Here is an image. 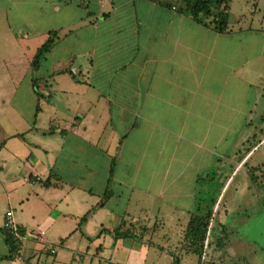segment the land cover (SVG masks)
Segmentation results:
<instances>
[{
    "label": "crops",
    "instance_id": "1",
    "mask_svg": "<svg viewBox=\"0 0 264 264\" xmlns=\"http://www.w3.org/2000/svg\"><path fill=\"white\" fill-rule=\"evenodd\" d=\"M180 3L0 0V88L32 92V59L49 32L61 30L36 74L49 86L29 132L39 131L40 113L48 114V129L22 153L5 149L13 137L26 139L23 133L1 141L0 132V162L8 170L23 163L29 183L63 197L57 220L96 207L79 231L60 237L66 248L78 232L85 247L92 235H110L92 243L99 249L117 246L114 234L101 231L122 224L141 233L144 247L160 246L153 237L170 241L176 231L182 248L210 173L226 185L250 167L258 144L242 156V140L260 100L264 27L245 26L242 15L220 33L180 14ZM47 179L61 186L45 187ZM108 188L113 196L101 206ZM222 226L212 224L213 236Z\"/></svg>",
    "mask_w": 264,
    "mask_h": 264
},
{
    "label": "rangeland",
    "instance_id": "2",
    "mask_svg": "<svg viewBox=\"0 0 264 264\" xmlns=\"http://www.w3.org/2000/svg\"><path fill=\"white\" fill-rule=\"evenodd\" d=\"M242 15H245L242 22L245 26L264 27V0H233L230 12L232 25L237 26V21ZM259 89L260 100L255 108L254 124L248 126L243 134L242 156L264 135V78L259 84ZM35 108L34 87L32 92L23 87L15 93L0 88L1 141L14 131L23 133L26 138L23 139L22 136L11 138L5 151L9 152L11 148H15L21 153L22 150L26 152L30 142H36L44 137L43 132L48 129V114H38L39 131L29 132L36 118ZM250 156L248 162L250 167H256L264 162V141L253 149ZM22 164L15 162L8 170L7 166L0 162V253L7 252L2 231L5 228L7 211L13 212L15 223L27 227V233L21 241L23 252L21 257L25 263L15 258L2 262L3 264H109L112 259L123 264H175L177 259L183 264H198L196 254L178 247L177 243L182 236H176V231L170 236V241L156 235L153 239L160 246L144 247L141 233L132 230L135 231V238H118L120 243L117 246H105L103 249L92 244L97 238L93 235L84 238L89 246L85 247L78 232L68 239L69 248H66V244H60V237L66 238L76 229L79 231L83 214L75 218L55 219L59 213L56 210L65 207L63 197L58 195L57 191H50L39 183L36 185L29 183V175L26 176ZM262 169L264 171V167ZM247 171L248 168L243 167L226 185L227 178L214 179L215 174H218L210 173V181L202 184L206 188L199 196V202L205 208L209 205L214 211L212 224L222 222L230 230L229 241L224 249L217 250L212 245L208 250L207 259H212L217 264H264V193L256 189L249 191L248 186H251V183ZM231 173L227 172L226 175L229 176ZM219 195V202L214 208L212 201L217 200ZM49 201L53 203V208H50ZM51 210L53 212L49 217ZM211 230L213 234V227ZM42 231L46 234L45 242L38 237ZM144 237L150 238L151 235L146 234ZM105 238L109 241L110 235L98 237L97 241L101 244ZM52 248L56 253H51ZM166 249L170 252L166 253Z\"/></svg>",
    "mask_w": 264,
    "mask_h": 264
},
{
    "label": "trees",
    "instance_id": "3",
    "mask_svg": "<svg viewBox=\"0 0 264 264\" xmlns=\"http://www.w3.org/2000/svg\"><path fill=\"white\" fill-rule=\"evenodd\" d=\"M231 2L232 0H181L180 7H178V12L183 15H191L194 20L199 23L204 24L205 26L220 32V33H229L231 31L230 27V11H231ZM61 30H51L48 34L45 42L40 46L31 62V76L32 83L35 88V93L37 96V106L36 112L41 111V103L47 101L45 92L48 90V81L36 76L37 72L40 70L41 61L44 55L50 51V49L56 43V40L59 36ZM70 74L76 78V75L73 72ZM264 136V135H263ZM261 139L258 140L256 144H259ZM255 144V145H256ZM253 146V145H252ZM252 149L249 148L248 151ZM264 162L256 167H249L247 174L250 179L251 189H256L260 193H264ZM43 185L45 187H60V183L52 182L50 179L44 181ZM113 196L112 190L108 188L101 200L100 205H105ZM216 200H213L212 203L214 206ZM99 205V206H100ZM96 209L93 207L84 217L81 218V224H84L88 216ZM214 219V211L210 206L206 208L199 204L197 210L191 214L188 225L185 230L184 239H183V248L188 253H193L198 256V264L202 263V256L204 252V244L207 238L208 230L212 221ZM124 224L121 226L108 229L104 228L101 231L103 233H112L116 238H135V233L130 228H124ZM4 233V240L8 248V253H0V262L5 260H14L21 254L22 243L19 238L13 235L6 228L2 229ZM229 229L225 226H222L220 232L213 236L210 246L214 245L217 250H222L227 246L228 243V233ZM18 232L23 237L26 233L24 227L18 226ZM209 258V254H207ZM205 260L204 264H217L216 261L212 259ZM175 264H182L179 259L175 260Z\"/></svg>",
    "mask_w": 264,
    "mask_h": 264
},
{
    "label": "built area",
    "instance_id": "4",
    "mask_svg": "<svg viewBox=\"0 0 264 264\" xmlns=\"http://www.w3.org/2000/svg\"><path fill=\"white\" fill-rule=\"evenodd\" d=\"M12 216H13V212L11 210L7 211L5 228L22 241L23 237L19 234L18 225L15 223V221L12 218ZM211 229H212V224L209 227L207 238H206V241H205V244H204V252H203L202 263L201 264H204V262H205V260L207 258L209 245H210V242H211V235H212V230ZM44 236H45V232H43V231L40 232L39 235H38L39 240L44 241ZM51 251H52V253L55 252L54 249H52ZM109 264H115V263L109 262Z\"/></svg>",
    "mask_w": 264,
    "mask_h": 264
}]
</instances>
